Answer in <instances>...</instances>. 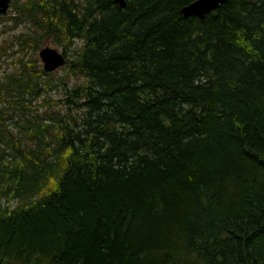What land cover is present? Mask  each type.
Masks as SVG:
<instances>
[{"label":"trees","instance_id":"16d2710c","mask_svg":"<svg viewBox=\"0 0 264 264\" xmlns=\"http://www.w3.org/2000/svg\"><path fill=\"white\" fill-rule=\"evenodd\" d=\"M193 1H10L0 264H264V0Z\"/></svg>","mask_w":264,"mask_h":264},{"label":"water","instance_id":"95a60500","mask_svg":"<svg viewBox=\"0 0 264 264\" xmlns=\"http://www.w3.org/2000/svg\"><path fill=\"white\" fill-rule=\"evenodd\" d=\"M115 1L122 7L125 5V0H115ZM226 1L227 0H196L184 9L185 11H187V13L185 14L186 16L189 15L203 16L206 12H208L212 8H216L220 4L225 3ZM9 3L10 0H0V15L5 14L7 12ZM196 11H200V12L203 11V13L197 14ZM38 55L43 64V69L46 72H51L65 63L64 56L55 48H51L48 46L43 47L39 50Z\"/></svg>","mask_w":264,"mask_h":264},{"label":"rangeland","instance_id":"374dc122","mask_svg":"<svg viewBox=\"0 0 264 264\" xmlns=\"http://www.w3.org/2000/svg\"><path fill=\"white\" fill-rule=\"evenodd\" d=\"M5 25H7V22H5L4 20L0 21V43L2 42L3 39L8 38L9 36L20 32L21 30H24V27H18L16 29H11L10 31H5L3 32ZM45 46H50V47H54L56 49H58L59 51H62L61 47H57L50 39H47L43 44H41L40 48L45 47ZM37 57L39 58L38 52L36 53ZM39 61L41 62L40 58ZM42 65V63H41ZM3 69H8L11 70L12 69V65L10 63L4 64ZM58 74L59 75H64L65 70L64 69H57ZM75 80H77V77L75 76H70L68 77V85L72 84ZM51 96L53 97H59L61 96V92H57V91H52L50 93Z\"/></svg>","mask_w":264,"mask_h":264},{"label":"bare ground","instance_id":"6f19581e","mask_svg":"<svg viewBox=\"0 0 264 264\" xmlns=\"http://www.w3.org/2000/svg\"><path fill=\"white\" fill-rule=\"evenodd\" d=\"M194 1H196V0H194ZM193 1V2H194ZM193 2H191V3H193ZM190 3V4H191ZM190 4H188V5H190ZM188 5H186V6H184L182 9H181V12H182V14H183V16L184 17H189V16H197V17H199V18H203L207 13H209V12H211V11H213V10H215V9H217L218 7H216V8H212L211 10H209L208 12H206L203 16H199V15H189V16H186V14L185 13H187V11H185L184 9L186 8V7H188ZM213 7V6H212ZM211 8V7H210ZM198 9H200V8H198ZM204 9V8H203ZM205 11V10H204ZM192 12V11H191ZM196 13L198 14H201V13H203V11L202 12H200V11H196ZM46 47V46H45ZM48 47H50V46H48ZM51 48H54V47H51ZM41 49V48H40ZM39 49V50H40ZM56 49V48H55ZM39 50H38V53H39ZM58 50V49H57ZM59 51V50H58ZM60 53H62V51H59ZM63 55V54H62ZM64 56V55H63ZM40 58V57H39ZM64 59H65V63L63 64V65H61V66H59L58 68H56L55 70H53V71H51V72H54V71H56L57 69H59V68H61V67H63L66 63H67V59H66V57L64 56ZM42 63V62H41ZM42 68H43V64H42ZM44 70V69H43ZM45 71V70H44ZM46 72V71H45ZM50 73V72H49Z\"/></svg>","mask_w":264,"mask_h":264}]
</instances>
